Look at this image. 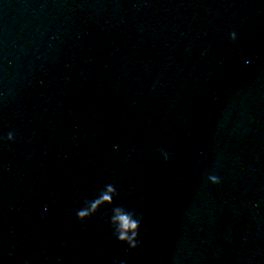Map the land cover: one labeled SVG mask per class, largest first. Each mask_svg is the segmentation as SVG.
I'll return each instance as SVG.
<instances>
[{
	"label": "water",
	"instance_id": "1",
	"mask_svg": "<svg viewBox=\"0 0 264 264\" xmlns=\"http://www.w3.org/2000/svg\"><path fill=\"white\" fill-rule=\"evenodd\" d=\"M9 131L0 264H264V0H0ZM106 183L135 250L76 219Z\"/></svg>",
	"mask_w": 264,
	"mask_h": 264
},
{
	"label": "clouds",
	"instance_id": "2",
	"mask_svg": "<svg viewBox=\"0 0 264 264\" xmlns=\"http://www.w3.org/2000/svg\"><path fill=\"white\" fill-rule=\"evenodd\" d=\"M230 40L235 43L238 35L235 31L229 34ZM16 133L9 131L6 136L0 135V145L15 143ZM118 148V146H114ZM161 156L167 162L171 159L170 153L161 150ZM208 182L212 185H220L221 178L218 175H209ZM107 206L108 213L106 224L112 238L120 244L127 245L129 249L135 250L140 246V233L143 217L131 208L119 201L118 188L113 183H106L91 197L85 196L82 204L75 210L76 219L83 222L95 216L102 207ZM114 264H121L114 261Z\"/></svg>",
	"mask_w": 264,
	"mask_h": 264
}]
</instances>
